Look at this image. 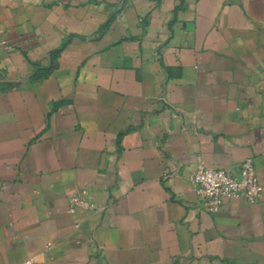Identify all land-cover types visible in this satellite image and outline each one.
Returning <instances> with one entry per match:
<instances>
[{"label":"crops","instance_id":"obj_1","mask_svg":"<svg viewBox=\"0 0 264 264\" xmlns=\"http://www.w3.org/2000/svg\"><path fill=\"white\" fill-rule=\"evenodd\" d=\"M247 157L260 199L205 211L190 173ZM28 259L264 264V0H0V264Z\"/></svg>","mask_w":264,"mask_h":264},{"label":"built area","instance_id":"obj_2","mask_svg":"<svg viewBox=\"0 0 264 264\" xmlns=\"http://www.w3.org/2000/svg\"><path fill=\"white\" fill-rule=\"evenodd\" d=\"M6 42L2 40V43ZM189 178L196 187L201 207L208 212L217 211L227 198L245 197L251 202H256L262 193V185L252 157L243 159L238 171L199 163ZM78 205L92 208L95 202L91 201L86 190H83L70 197V210H74ZM30 262L31 259H28L24 264Z\"/></svg>","mask_w":264,"mask_h":264}]
</instances>
